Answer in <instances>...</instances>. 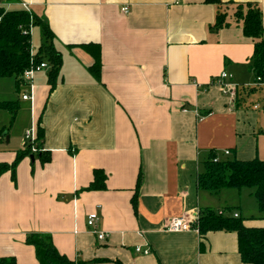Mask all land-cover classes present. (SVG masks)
<instances>
[{"label": "crops", "instance_id": "0c3cea01", "mask_svg": "<svg viewBox=\"0 0 264 264\" xmlns=\"http://www.w3.org/2000/svg\"><path fill=\"white\" fill-rule=\"evenodd\" d=\"M215 1L220 8L207 0L3 4L7 10L25 5L48 26L62 67L52 92L47 70L26 85L8 79L13 88H0L1 104L15 102V88L25 87L20 100L27 117L16 142L12 136L0 142V164L10 165L16 152L25 150L22 134L33 131L36 138L38 122L44 131L40 150L50 156L44 165L37 155L33 162L22 159L14 182L10 172L0 176V258L38 264L25 240L41 234L51 238L60 255L84 264H243L235 233L164 231L169 220L206 208L232 210L220 203V192L210 194L197 186L210 152L221 159L264 161L259 108L235 106L211 85L222 73L238 88L254 82L253 43L231 16L233 5L253 4L264 29V0ZM219 9L230 15V26L215 31ZM91 43L99 46V80L88 71L93 59L81 47ZM40 44L41 29L35 26L33 53ZM23 96L29 99L23 101ZM0 113L10 116L6 110ZM94 170L106 176L104 191H84ZM93 213L99 216L95 230L86 225ZM230 213L242 219L240 208ZM243 224L264 228V215ZM94 232L105 239L98 241ZM136 247L150 254L136 255Z\"/></svg>", "mask_w": 264, "mask_h": 264}, {"label": "trees", "instance_id": "16d2710c", "mask_svg": "<svg viewBox=\"0 0 264 264\" xmlns=\"http://www.w3.org/2000/svg\"><path fill=\"white\" fill-rule=\"evenodd\" d=\"M10 1L12 0H0V79H14L17 86L26 85L22 79L24 71L45 62L48 65L46 71L47 85L52 92L60 78L62 67L61 53L55 49L52 43L53 34L40 18L29 11L24 9L7 10L3 4ZM207 2L216 4L218 8L221 6V2L215 0H207ZM233 6L234 11L231 17L241 24L244 37L253 43V54L250 60L253 81L263 87L264 29L261 13L259 8L253 4H235ZM229 18L230 15H227L223 9H219L212 29L219 31L229 27ZM35 26L41 29V44L37 52L33 53L31 29ZM81 47L93 59V64L88 68V71L95 80H99L101 69L99 46L91 43ZM238 89L241 91L240 93ZM238 89L235 106L244 101L241 93L246 94L245 90H247L244 87ZM0 110H6L12 122L18 113L19 104L17 102L1 103ZM43 140L44 131L38 122L36 141L33 144V148L37 152L32 154L30 146H26L25 150L17 151L16 157L10 165L0 164V176L10 172L14 182L15 169L18 163L33 155H37L41 165L49 163V154L42 152L39 147ZM216 158L218 160L215 161ZM105 181V174L101 170H94L93 181L84 191H104ZM140 183L141 176L139 175L135 190L139 188ZM197 186L200 190L210 194H217L224 189H251L259 210L264 213V161L255 159L244 162L231 158L221 159L217 153L210 152L208 159L203 164V172L197 177ZM132 203L134 206L135 197L132 199ZM228 211L230 210L222 211L223 215H219V211L209 208L203 209L197 224L199 235L204 236L209 232L235 233L240 261L243 264H264V228L246 227L240 217L233 218V213ZM25 244L34 248L38 264H84L71 262L65 256L60 255L53 246L51 238L47 235L30 234L26 237ZM96 263L102 262L95 261L94 264ZM0 264H15V260L13 258H0Z\"/></svg>", "mask_w": 264, "mask_h": 264}, {"label": "rangeland", "instance_id": "374dc122", "mask_svg": "<svg viewBox=\"0 0 264 264\" xmlns=\"http://www.w3.org/2000/svg\"><path fill=\"white\" fill-rule=\"evenodd\" d=\"M0 82H1L0 88H2L3 90L13 88L12 83H10L8 79L0 80ZM229 84H231V83H229ZM229 84H227V85H229ZM21 85H23V84H21ZM245 87L246 88H244V89H247V90H245L246 94L241 93V94H243L242 97L244 98V101H241L242 104L244 103L245 106H248L251 108H254V106L259 108V110L257 112L259 113V115L261 116V118L264 121V86L260 87L258 85V87H254L253 82L249 81V83L245 84ZM17 88H18L17 91L15 88V102H16V100L19 99L18 104H19V107H21V108H19L20 110H18V113L16 114L17 118H15V121L13 123H10V119H9L10 116H9V118H7V114L0 113V142L1 143H5L6 138L9 136H12V140H15V142H16V140L21 137L20 131L22 129V125L27 120V117L22 115L23 113L21 111L23 109L22 108L23 105H22L21 100H20L21 96L25 93V90H24L25 87L22 86V87H17ZM230 99L233 100V103L235 105L236 95ZM22 136H23V140H24L25 135L22 134ZM32 151L37 152L36 149L32 150ZM247 193H248V191H246V189L240 191V193L238 190H231V189L221 190L220 195H219L220 203L221 204L223 203V206L226 205L227 207L232 209V210L228 211L229 213L231 211H235L236 207L240 208V211L242 213L241 216H242L243 220H247V219H250L252 217H257L258 215H261V214L264 215V213L261 212L258 208L257 202L253 196V191L249 192L252 194L251 198L249 197V195H247ZM238 202H240V205H238ZM215 205L220 206L219 204H215ZM213 209H214V211H219L220 207L219 208L213 207ZM253 219H257V218H253Z\"/></svg>", "mask_w": 264, "mask_h": 264}, {"label": "built area", "instance_id": "2783aa9c", "mask_svg": "<svg viewBox=\"0 0 264 264\" xmlns=\"http://www.w3.org/2000/svg\"><path fill=\"white\" fill-rule=\"evenodd\" d=\"M24 9H27L25 5H23ZM122 12L125 14L127 12V9L124 8L122 10ZM43 70H48V65L44 62L41 64H38L26 71H24V73L22 74V79L24 81V83H28L31 81L32 77L36 74L39 73ZM231 79V76L227 75L226 73H222L219 76L215 77L212 81H211V85H215L221 88L222 94L224 96H227L229 98H233V96L236 95V91L238 89L237 86L231 85L229 84ZM229 84V85H227ZM253 86H258V84H256L255 82H253ZM199 87V86H197ZM244 88H246L244 86ZM29 99V96H23L22 100L26 101ZM254 109H257V107H254ZM36 138L34 136V132L33 131H28L25 134V145L26 146H30L31 147V152L35 153L34 148H33V144L35 143ZM229 152L225 151L223 152V156H228ZM215 161L218 160V158L214 159ZM219 215H223L222 211L218 212ZM200 216V213L195 212L191 215H184L180 218H174L168 221V223L165 226L164 231L168 232V233H185V232H195L198 233V218ZM233 218H238L239 215L237 213H234ZM99 222V216L96 213L90 214L87 217L86 220V225L89 229L95 230L97 227V224ZM96 233V232H94ZM96 237L98 241H103L105 239V235L103 233H96ZM134 253L136 255H142V256H148L150 254V250L145 249L143 250L140 247H136L134 249Z\"/></svg>", "mask_w": 264, "mask_h": 264}, {"label": "water", "instance_id": "95a60500", "mask_svg": "<svg viewBox=\"0 0 264 264\" xmlns=\"http://www.w3.org/2000/svg\"><path fill=\"white\" fill-rule=\"evenodd\" d=\"M29 159L33 162L34 157L33 156H30Z\"/></svg>", "mask_w": 264, "mask_h": 264}]
</instances>
